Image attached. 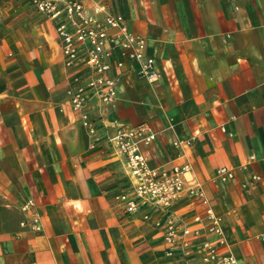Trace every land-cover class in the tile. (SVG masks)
<instances>
[{
    "label": "crops",
    "instance_id": "1",
    "mask_svg": "<svg viewBox=\"0 0 264 264\" xmlns=\"http://www.w3.org/2000/svg\"><path fill=\"white\" fill-rule=\"evenodd\" d=\"M94 3L147 40L159 77H139V61L115 53L125 63L111 71L119 98L104 117L90 103L91 135L72 108L75 71L54 22L26 0H0V264H202L198 242L170 245L152 232L143 215L157 207L143 200L131 213L120 201L133 188L106 137L113 122L147 123L157 133L145 148L150 164H189L186 178L222 216L224 234L209 236L218 250L264 264V0ZM223 166L233 179L215 177ZM29 198L40 230L21 225ZM202 209L185 196L173 212L190 219Z\"/></svg>",
    "mask_w": 264,
    "mask_h": 264
},
{
    "label": "built area",
    "instance_id": "2",
    "mask_svg": "<svg viewBox=\"0 0 264 264\" xmlns=\"http://www.w3.org/2000/svg\"><path fill=\"white\" fill-rule=\"evenodd\" d=\"M37 11L51 19L56 28L64 64L75 71L77 85L68 90L74 111L78 112L88 133L95 135L97 118L88 109L94 100L100 105L99 116L119 98V77L111 75L113 68L122 69L123 60H114L115 53L129 61H139L138 75L153 82L159 77L155 70V58L147 55V40L131 30L124 15L113 14L100 3L88 4V0H26ZM115 132L107 139L124 157L127 173L132 182V192L119 195L128 212L140 209L146 200L157 207L159 215L144 213L152 232L170 245L187 248L198 245L202 264H242L233 253H222L209 239L210 235L224 234L222 216L211 199L195 179L186 178L189 164L161 169L150 164L145 148L156 139L157 133L147 123L136 125L115 123ZM187 140L174 141L175 146H185ZM253 158V157H252ZM222 181L234 178L232 168L220 167L215 175ZM189 196L202 211L190 219L174 214L173 207L183 197ZM21 209L26 213L23 227L40 230L41 215L32 198L25 200ZM223 238L221 239L222 242Z\"/></svg>",
    "mask_w": 264,
    "mask_h": 264
}]
</instances>
